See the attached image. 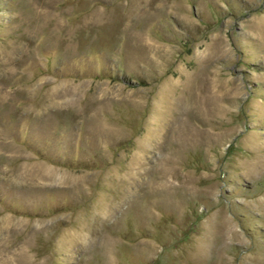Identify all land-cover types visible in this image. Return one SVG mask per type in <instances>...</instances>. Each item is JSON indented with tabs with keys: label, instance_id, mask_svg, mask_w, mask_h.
<instances>
[{
	"label": "rangeland",
	"instance_id": "374dc122",
	"mask_svg": "<svg viewBox=\"0 0 264 264\" xmlns=\"http://www.w3.org/2000/svg\"><path fill=\"white\" fill-rule=\"evenodd\" d=\"M0 264H264V0H0Z\"/></svg>",
	"mask_w": 264,
	"mask_h": 264
}]
</instances>
